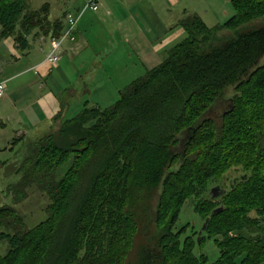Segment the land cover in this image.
Listing matches in <instances>:
<instances>
[{"label":"trees","instance_id":"16d2710c","mask_svg":"<svg viewBox=\"0 0 264 264\" xmlns=\"http://www.w3.org/2000/svg\"><path fill=\"white\" fill-rule=\"evenodd\" d=\"M231 7L213 27L184 18L186 37L114 104L86 102L59 134L31 142L9 186L14 205H0V264H264V0ZM47 9L0 0V39L26 49L36 28L48 35ZM257 20L220 43L224 30ZM234 167L243 172L226 186ZM215 180L226 193L214 199ZM33 187L48 217L30 227L16 205ZM187 202L210 219L200 244L195 230L181 240L194 229L178 226Z\"/></svg>","mask_w":264,"mask_h":264},{"label":"crops","instance_id":"0c3cea01","mask_svg":"<svg viewBox=\"0 0 264 264\" xmlns=\"http://www.w3.org/2000/svg\"><path fill=\"white\" fill-rule=\"evenodd\" d=\"M85 4L75 7L72 12L82 11L77 39L65 44L55 75V71L48 72L43 67V63L50 50L51 39L54 37V23H62V32L67 27V20H63L60 13L52 20L47 17L48 35H44L43 30L36 28L27 36L29 45L26 49H22L13 37L0 39V71L5 65H10L11 68L16 67V64H20L27 54L33 65L26 70L19 68L20 72L0 82L4 81L7 85L9 81L20 78L25 72L33 71L35 75L49 79L54 85L46 93L39 91L44 86L37 88L34 84L25 90L19 88L21 100L14 107L17 114L6 122L1 119L2 127L11 122L15 124L27 122L29 127L37 129L41 122L52 121L63 111L67 109L69 111L76 101L78 106H84L86 102H89L90 106L96 107L103 104V101H113L112 95L108 99L111 91H114L115 97L119 96L121 91L114 85L117 81L119 84L125 82L124 85L128 86L136 79L127 82L132 74L125 73L120 76L119 73H122L123 68L135 71L137 78L143 76L148 70L161 64L167 47L174 41L183 40L186 37V32L181 26L184 18L198 14L208 25L211 18L225 19L231 0H103L96 11L90 8L84 10ZM102 49L105 51V57L102 63L100 62V67L96 71H90L89 77L82 81L84 85L79 86L81 70L84 71L87 65L93 70ZM118 51L120 52L117 53ZM118 55L124 58L121 68L117 66L115 60ZM37 68H40L39 73ZM71 69L76 71V74L69 80L66 72L70 76ZM84 95L87 98H83ZM8 97L5 95L3 99H0L6 107ZM1 104L0 114H3L6 110ZM37 130L41 131V127ZM18 135L21 133L18 132ZM24 136L25 134L19 138Z\"/></svg>","mask_w":264,"mask_h":264},{"label":"rangeland","instance_id":"374dc122","mask_svg":"<svg viewBox=\"0 0 264 264\" xmlns=\"http://www.w3.org/2000/svg\"><path fill=\"white\" fill-rule=\"evenodd\" d=\"M86 1L88 0H27V4H28V8L30 11H37L41 9L42 7L48 8L45 12L42 13V17L40 16L43 19L42 22L45 25H47L48 18L52 20V18L54 19V17L60 13L61 17H63V20H65L66 13L74 12L75 7L79 5H83L84 3H86ZM225 14L227 15L225 19L220 18L219 20H217L215 18L214 19L211 18L209 21V25L213 27L219 24H223L227 19H229L234 14L233 8L230 6L229 11H227V13ZM45 16L48 17L47 21L45 19ZM262 24L263 23L261 20H257V21H253L247 25L242 26L240 29L236 31L224 30L219 37V41L220 43H222L236 36V34L238 33L248 32L250 30L259 28L262 26ZM180 41H182V39L178 41H174L172 45L167 47V49L163 53L164 54L163 59L167 56V50L173 47L174 45H176L177 43H179ZM119 52L120 51H118L117 53ZM119 55L115 58V60L117 61V66L121 68V66L124 64V58L119 57ZM27 56L28 54L25 55L21 63L16 64L17 66L14 68H11L12 66L10 65L2 66L3 68L0 71V80H5L7 77L9 78L10 76H13L14 74L20 72V70H26V69L31 68L33 65H32V62L29 61ZM98 56H99L98 61L96 65L94 66L93 70H92V67L89 65H87L84 68V71L81 70V79H80L81 81L79 80L80 81L79 86H83L84 84L82 81L86 80L92 71H96L98 67H100V62L103 61L102 59L105 57L104 49H102L101 55H98ZM260 62L264 63V57L261 59ZM57 66L53 68L54 71L57 68ZM129 71L131 70L130 69L125 70L123 68L122 73H119L120 76L124 75L125 73L132 74L130 77V80H128L127 82H130L132 79L137 78V74L135 71H131V72ZM75 72L71 69L70 76H69V73L66 72L68 74L67 76L69 80H70V77L73 79V77L76 74ZM106 72L109 74L107 70ZM55 73L56 71L54 72V75ZM66 73L64 74L66 75ZM102 76H104V74ZM112 80H113V75H112ZM124 83L125 82H121L119 84V81H117L114 85L120 88V90H123L125 86H127V85H124ZM33 84L36 85L37 88H39V86L40 87L44 86V87H41V89L39 90L40 93H46L47 91L51 90V86H54L52 85L49 79L47 80V78H41L35 75L33 71L25 72L24 75L21 76L20 78L14 81H9L7 84L8 90L6 91V96L7 95L9 96L8 97L9 100L7 101L8 102L7 107H6V104H4L3 102H0L2 103L1 105L3 106V108L6 110L5 112H3V114H0V120L2 119L1 121L6 122L7 119H10L11 117L17 114L14 110V107L17 106V104H19V101L21 100L20 99L21 91H18V89L22 88L23 90H25ZM126 84H129V83H126ZM112 91L108 99H110L112 95L113 97L111 100L113 101H110V102L103 101V104L99 106L105 108V107H108L114 104L118 100L119 96L116 95L115 97L114 91L113 92ZM83 98H87V97L84 95ZM106 102H109V103H106ZM73 104L74 105H71L69 111L68 109L67 111L66 110L63 111V113L59 114L52 121L41 122V125L37 127V129L41 127V131H38L37 129H32V126L29 127L27 122H23L20 124L18 123L15 124L11 122V123H8L7 126L2 127L1 121H0V161L6 162L5 165L3 167L1 166L0 168V205H3V204L14 205L13 204L14 202L12 201V194L10 193V190H9V186L10 184L16 181L17 179L16 170L18 168L19 163L21 162L22 155L24 154L26 150H28V147L31 144V142L37 139H40L41 137L43 138L49 134L51 135L59 134V129L63 125L61 121L75 116L83 108V105L78 106L77 101ZM44 126H45V129H44ZM18 132H20L21 135H18ZM23 134H25V136L20 139L19 137L23 136ZM13 141L15 142L13 143ZM5 147H9V148L5 150L4 149ZM242 172H243L242 167H239V168L234 167L230 169L226 176L228 177V179L225 180L224 182L225 185L228 186L230 184V179L233 180L235 177L240 176ZM216 184H218V181L215 180L210 183L209 187H212L214 185L216 186ZM146 198H149V196L147 197L146 195ZM150 202L152 203L153 201L151 200ZM47 204H48V198L44 196L40 191H38L35 187H33L31 188L29 198L26 201H24L22 204L16 205V208L18 209L20 214L24 217L27 226L32 227L36 225L38 222H40L41 220L48 217V214L44 212V209ZM191 204L192 203L190 202H187L185 204V206L183 207V211L180 214V220L178 223V226L184 225L186 223H191L192 226H194V229L190 227L181 236V240L183 242L185 241L187 236L191 234L195 235L194 230L200 231L204 223L203 219L198 214L195 213L193 206ZM141 211H142V205H141ZM196 250L197 249H195V253H196ZM202 252L206 255H209L210 258L212 259V258L217 257L219 253V249L213 243V241H208L206 245L204 246Z\"/></svg>","mask_w":264,"mask_h":264},{"label":"built area","instance_id":"2783aa9c","mask_svg":"<svg viewBox=\"0 0 264 264\" xmlns=\"http://www.w3.org/2000/svg\"><path fill=\"white\" fill-rule=\"evenodd\" d=\"M103 0H88L85 4L84 10L90 8L94 11L98 10L102 4ZM82 11L66 14L67 27L59 36L52 37L50 42V50L47 53L43 67L47 69L48 72L52 71L56 67L61 59V55L64 46L67 42H73L77 39V30L79 26V20L81 18ZM37 72H40V68H37ZM7 85L6 82H0V99L6 95Z\"/></svg>","mask_w":264,"mask_h":264},{"label":"water","instance_id":"95a60500","mask_svg":"<svg viewBox=\"0 0 264 264\" xmlns=\"http://www.w3.org/2000/svg\"><path fill=\"white\" fill-rule=\"evenodd\" d=\"M224 193H226V190H225V189H222V187L219 186V185L213 187V188L210 190V194L212 195V198H214V199H215V198H218V197H220V196H222ZM222 209H223V208L220 207V208L214 210V211H213V214L222 211ZM209 221H210V219L207 218L206 221H205V223H204V225L202 226V228H201L200 231H199V234H198V243H199V244H200V242H201L202 234L204 233V231H205V230L207 229V227H208Z\"/></svg>","mask_w":264,"mask_h":264},{"label":"flooded vegetation","instance_id":"af4514ba","mask_svg":"<svg viewBox=\"0 0 264 264\" xmlns=\"http://www.w3.org/2000/svg\"><path fill=\"white\" fill-rule=\"evenodd\" d=\"M233 180H235V179H233ZM216 186H217V185H216ZM219 186H220V185H219ZM214 187H215V186H214ZM212 188H213V187H212ZM212 188H211V189H212Z\"/></svg>","mask_w":264,"mask_h":264}]
</instances>
